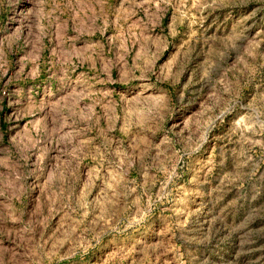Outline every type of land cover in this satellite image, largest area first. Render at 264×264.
<instances>
[{
    "label": "rangeland",
    "instance_id": "rangeland-1",
    "mask_svg": "<svg viewBox=\"0 0 264 264\" xmlns=\"http://www.w3.org/2000/svg\"><path fill=\"white\" fill-rule=\"evenodd\" d=\"M0 264H264V0H0Z\"/></svg>",
    "mask_w": 264,
    "mask_h": 264
}]
</instances>
